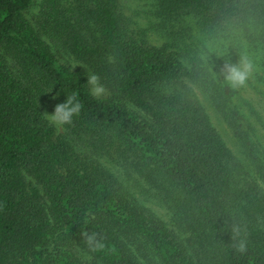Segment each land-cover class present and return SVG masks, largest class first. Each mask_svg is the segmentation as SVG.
Segmentation results:
<instances>
[{
    "label": "trees",
    "instance_id": "1",
    "mask_svg": "<svg viewBox=\"0 0 264 264\" xmlns=\"http://www.w3.org/2000/svg\"><path fill=\"white\" fill-rule=\"evenodd\" d=\"M151 1L159 46L121 0H0V264H264V149L251 116L262 118L192 34L242 31L264 73V0ZM89 73L106 96L90 95ZM72 93L82 108L59 132L44 114ZM102 158L157 195L170 225Z\"/></svg>",
    "mask_w": 264,
    "mask_h": 264
},
{
    "label": "rangeland",
    "instance_id": "2",
    "mask_svg": "<svg viewBox=\"0 0 264 264\" xmlns=\"http://www.w3.org/2000/svg\"><path fill=\"white\" fill-rule=\"evenodd\" d=\"M121 6L126 15L132 18L135 25L140 28L149 27L147 32L148 41L153 45H162L166 40V31L158 25V20L152 14V1L151 0H121ZM32 10L36 11L35 8ZM152 23H154L152 27ZM186 25H191V18H186ZM195 42L201 46V53L205 57L208 64L219 71L223 68L226 61L230 63H238L241 56L247 55L253 65L254 72L247 81L244 87L238 88L239 99L248 101L262 118V122L257 120L255 115L251 116V121L256 128L257 140L263 146L264 149V73L259 67L258 57L259 52L253 48L251 42L246 38L242 31L232 30L226 37H220L214 35L208 38L207 34L200 31L199 29L192 31ZM187 41H193L188 39ZM194 42V41H193ZM198 96L207 108L210 117L222 134L227 145L233 150L236 156L244 158L242 148L238 143L236 137L232 131L223 122L221 117L214 111L210 101L202 93L198 92ZM51 114V113H49ZM59 132H63V126L57 127ZM101 163L109 169L119 180L128 187L130 192L143 204L152 209L158 216H160L169 225L171 223V214L167 207L159 199L157 195L152 192L144 191L146 185L143 183L142 188L138 185L133 184L124 169L116 164L109 158L100 159Z\"/></svg>",
    "mask_w": 264,
    "mask_h": 264
},
{
    "label": "clouds",
    "instance_id": "3",
    "mask_svg": "<svg viewBox=\"0 0 264 264\" xmlns=\"http://www.w3.org/2000/svg\"><path fill=\"white\" fill-rule=\"evenodd\" d=\"M254 70L251 59L247 55H244L241 56L238 63L233 64L226 61L219 75L223 76V81L228 86L233 89H238L246 85ZM87 84L89 86L90 95L94 98L99 99L108 94L107 88L101 83L99 76L96 74H88ZM53 99H56V97H53ZM81 108L82 105L78 101L76 93H72L67 96L64 102L57 103L51 114L46 112L44 118L56 127L70 125L73 122L74 116L79 115ZM233 231L238 234L240 230L238 227H234ZM82 234L85 237V243L88 247L92 248L93 251L103 248L104 245L101 241L97 240L95 232L89 234L85 231ZM237 249L241 252L245 250V242L243 239L237 244Z\"/></svg>",
    "mask_w": 264,
    "mask_h": 264
}]
</instances>
